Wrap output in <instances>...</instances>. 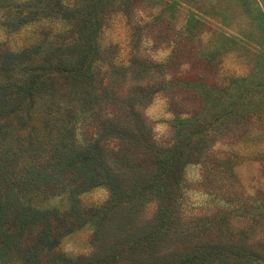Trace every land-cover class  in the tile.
Wrapping results in <instances>:
<instances>
[{
	"label": "rangeland",
	"instance_id": "1",
	"mask_svg": "<svg viewBox=\"0 0 264 264\" xmlns=\"http://www.w3.org/2000/svg\"><path fill=\"white\" fill-rule=\"evenodd\" d=\"M46 2L52 10L44 9ZM61 2L56 9L55 0H0V50L40 45L45 52L54 40L69 42L79 35V16L98 22L93 41L104 55L95 64L102 69L99 75L110 72L107 62L113 64L125 77L117 74L112 83H120L124 93L135 78H145L150 99L142 114L153 140L169 150L172 161L180 156V161L187 160L168 188L177 216L171 224L175 230H189L168 244L188 245L207 225L219 224V239L242 230L255 235L251 240L256 242L257 261L264 264V242L259 241L264 236V0ZM66 4L81 10L67 14ZM7 77L0 68V83ZM87 123L78 129L79 138H85ZM133 153L147 165L141 171L149 173V155L141 146ZM77 199L83 211H98L107 237L101 235L98 246L90 221L64 235L57 250L73 257L90 255L96 245L104 249L116 235L118 239L148 227L160 202L148 197L125 204L105 185ZM29 202L60 212L70 206L68 194ZM211 239L214 234L203 238ZM139 260L133 262L144 261Z\"/></svg>",
	"mask_w": 264,
	"mask_h": 264
},
{
	"label": "trees",
	"instance_id": "2",
	"mask_svg": "<svg viewBox=\"0 0 264 264\" xmlns=\"http://www.w3.org/2000/svg\"><path fill=\"white\" fill-rule=\"evenodd\" d=\"M55 6L61 8V0H55ZM65 6L67 14L81 10ZM52 7L46 2L44 9ZM79 18V35L69 42L54 40L45 52L40 45L0 50V68L8 75L0 83V264H261L251 240L255 235L242 230L219 239V224L207 225L188 245L168 244L189 230L173 228L171 220L177 216L168 188L187 160L180 161V156L172 161L169 150L153 140L142 114L150 99L145 78H135L124 93L120 83H112L117 74L125 77L113 64L107 62L110 72L99 75L102 69L95 64L103 62L104 55L93 41L98 22ZM84 28L88 30L81 33ZM85 123L86 136L79 138L78 129ZM135 146L149 155L147 174L141 171L146 163L133 153ZM191 155L190 150L186 157ZM98 185L115 190L125 204L160 199L153 223L136 234L116 235L107 247L96 245L87 256L58 251L64 235L89 221L98 246L101 235L107 237L98 211L78 207L79 194ZM63 194L70 201L63 212L29 202ZM212 234L214 239L203 240ZM260 238L264 242V236ZM139 259L144 261L133 262Z\"/></svg>",
	"mask_w": 264,
	"mask_h": 264
}]
</instances>
